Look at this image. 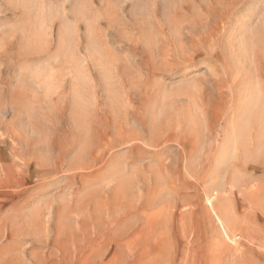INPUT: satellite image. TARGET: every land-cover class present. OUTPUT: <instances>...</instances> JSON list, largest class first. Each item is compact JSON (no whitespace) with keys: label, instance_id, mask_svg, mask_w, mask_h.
Segmentation results:
<instances>
[{"label":"rangeland","instance_id":"rangeland-1","mask_svg":"<svg viewBox=\"0 0 264 264\" xmlns=\"http://www.w3.org/2000/svg\"><path fill=\"white\" fill-rule=\"evenodd\" d=\"M48 1L0 0V264H264V0Z\"/></svg>","mask_w":264,"mask_h":264},{"label":"bare ground","instance_id":"bare-ground-1","mask_svg":"<svg viewBox=\"0 0 264 264\" xmlns=\"http://www.w3.org/2000/svg\"><path fill=\"white\" fill-rule=\"evenodd\" d=\"M33 1H34L33 2L34 8L35 7L38 9L43 8V7L45 8L44 9L45 11H43V13L40 15L42 16V18L44 20L50 21L51 17L54 14V10H55V7H53V5H51L49 3L50 1H48V6L46 5L47 2L45 3V6H44V4H42V3H44V0L43 1L42 0H33ZM32 21L33 22L31 23V26H33V27H46L45 21L43 23L39 22L40 19H37L36 17L33 18ZM64 27H67V26L65 25ZM245 110H246L245 116H242L239 119V121L237 122V124L234 125V128L232 129L233 130L232 139L235 141L237 135L240 134L243 130H246V128H248L251 125H256V126H259V128H260L259 137H258V134H257V137L261 141V139H264V105H263V103H261L260 97L252 98L248 102L247 109H245ZM259 139H258V142H259Z\"/></svg>","mask_w":264,"mask_h":264}]
</instances>
